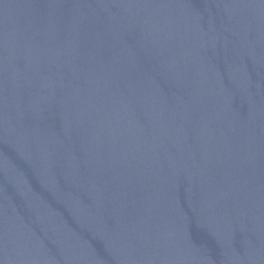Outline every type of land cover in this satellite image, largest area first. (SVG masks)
<instances>
[{
  "label": "water",
  "instance_id": "95a60500",
  "mask_svg": "<svg viewBox=\"0 0 264 264\" xmlns=\"http://www.w3.org/2000/svg\"><path fill=\"white\" fill-rule=\"evenodd\" d=\"M0 264H264V0H0Z\"/></svg>",
  "mask_w": 264,
  "mask_h": 264
}]
</instances>
